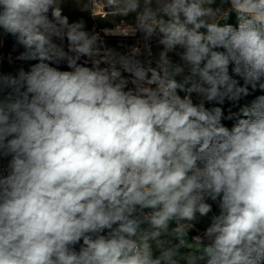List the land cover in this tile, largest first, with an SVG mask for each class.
I'll return each instance as SVG.
<instances>
[{"label":"clouds","instance_id":"1","mask_svg":"<svg viewBox=\"0 0 264 264\" xmlns=\"http://www.w3.org/2000/svg\"><path fill=\"white\" fill-rule=\"evenodd\" d=\"M68 2L0 0V264H264V0Z\"/></svg>","mask_w":264,"mask_h":264},{"label":"rangeland","instance_id":"2","mask_svg":"<svg viewBox=\"0 0 264 264\" xmlns=\"http://www.w3.org/2000/svg\"><path fill=\"white\" fill-rule=\"evenodd\" d=\"M64 13L69 16L70 22L78 20L80 18H83L87 22V28L90 30V14H89V5L88 0H69L68 3L64 5ZM122 18L120 15L113 13L108 14L106 17H100L99 15L95 17L96 21L99 23V25H112L113 23H116ZM132 21L133 17H128L127 21ZM18 54L17 52H10L8 54H3L2 51H0V56L4 57V62L2 67H0V70H3L5 72L8 71H15L19 65H9L7 62V57L9 55L15 56ZM207 221H204L197 225L198 228L204 229L205 224Z\"/></svg>","mask_w":264,"mask_h":264},{"label":"built area","instance_id":"3","mask_svg":"<svg viewBox=\"0 0 264 264\" xmlns=\"http://www.w3.org/2000/svg\"><path fill=\"white\" fill-rule=\"evenodd\" d=\"M89 14H90V30L95 29L96 31H99L100 29L104 27H112L121 22L122 19H120L118 22L113 23L112 25H99V23L96 21L95 17L100 16V17H106L108 14H113V12H110L107 8L104 6V0H89ZM95 12V15L92 13ZM126 23H131L130 21H126ZM132 41L129 40L128 43H131ZM117 43L116 39H109V44L115 45ZM154 47V51L157 49ZM27 66V65H26ZM25 66V67H26ZM196 232L202 233L203 231L197 229ZM197 234V233H196ZM194 234V235H196Z\"/></svg>","mask_w":264,"mask_h":264},{"label":"trees","instance_id":"4","mask_svg":"<svg viewBox=\"0 0 264 264\" xmlns=\"http://www.w3.org/2000/svg\"><path fill=\"white\" fill-rule=\"evenodd\" d=\"M231 22H234V18H233V21H231ZM13 45H14V41L12 40L11 37L5 38L3 46L0 47V51H2L3 54H8V53L13 51ZM198 229L200 230V228H198ZM196 233L197 232L194 231V232L191 233V235H194Z\"/></svg>","mask_w":264,"mask_h":264},{"label":"crops","instance_id":"5","mask_svg":"<svg viewBox=\"0 0 264 264\" xmlns=\"http://www.w3.org/2000/svg\"><path fill=\"white\" fill-rule=\"evenodd\" d=\"M88 4H89V0H88ZM120 19H122V18H120ZM130 21V20H129ZM130 22H132V21H130ZM197 229H198V227H197ZM201 231H203V229H200Z\"/></svg>","mask_w":264,"mask_h":264}]
</instances>
